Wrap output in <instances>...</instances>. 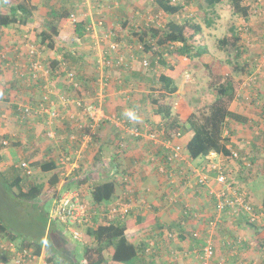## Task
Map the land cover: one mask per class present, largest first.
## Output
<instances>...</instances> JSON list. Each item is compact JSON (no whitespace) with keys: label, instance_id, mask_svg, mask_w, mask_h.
<instances>
[{"label":"rangeland","instance_id":"obj_1","mask_svg":"<svg viewBox=\"0 0 264 264\" xmlns=\"http://www.w3.org/2000/svg\"><path fill=\"white\" fill-rule=\"evenodd\" d=\"M28 1L31 4L36 5L40 10L39 16H30L31 18L29 21L24 24L25 26L29 27L30 30L33 28L35 31H40V29L45 26L49 12L51 10L58 12L63 8H68V10L75 15L77 20L84 19L86 14H91L93 17L95 16V18L102 20L103 23L101 26H99V28H101L98 29L99 32H101L100 36L103 38L102 42L109 43L115 42L117 40L120 44V49L118 50V54H120L119 57L121 58L120 60H125L124 62L122 61L124 63L122 65L114 63L113 68H103L105 76H112V74H117L118 72H120L121 76L122 74L127 76L128 70H131L132 72L141 73L143 76H145V78L150 77L152 70L149 67V64L147 66L143 65V60H147V62L150 61L149 54H147L145 51L143 52L136 49L138 46L136 47V41L135 39H132L130 34L131 26L136 28L138 26L141 27L143 24L157 25L156 22H152V20H158L159 24L162 25L167 19L173 18L177 21H182L186 18H192L194 21L201 23V37L204 46H206V52L201 57H194L192 59H186L184 57L178 62L174 63L170 57L167 56V61L169 60V64L173 65L172 69L170 70L166 67H160V70L157 71L159 72L162 70L164 72H171L176 74V78H179L177 81L179 87L178 91L180 90L182 93L180 95L174 93L173 97L171 96V101L173 106L172 113L178 115L181 118L187 115L188 109H191L192 107L200 108L201 98H208L211 95H215V91H213V89L207 84V80L211 72L216 74H229L233 78L243 80H241V88L239 89L237 95L233 97V99L226 101V106L245 114L249 123H233V125L231 124V129L230 125H226L224 132H228V129L232 131V137L229 145L239 154L240 157L245 158V162L249 165L243 167L241 162L229 160L224 155L222 157L218 155L215 158V162L219 163L223 169L227 166L225 170L229 169L231 173L230 177L232 178L231 180L234 182L236 187L243 191L245 195L248 194V192L250 193L251 198H249L253 211L251 215L256 216L255 214H258L259 216H257L256 220L257 226L264 225V210L262 209L261 205L262 194L264 191V133H262V131H264V0H246L245 2L249 6L247 17H243L235 13L230 5L229 0H223L222 2L216 4L214 8L210 9H208L206 6H199L201 3H203L202 0H180L184 3L183 8L178 14L170 16L159 8L155 0ZM6 7H9V4L6 2V0H0V11L4 10ZM206 18H210L212 20L210 26L205 25L204 19ZM16 25L11 24L7 27V29H11L10 32H12V30H16ZM231 26H234L238 30L240 36V41L238 42V51L240 52L237 55V50L235 48L228 47V51L226 52L225 50H222L220 47H218L217 44L218 38H221L225 34H230L229 29ZM70 27H74L71 22ZM108 32H115L116 36H112L110 39ZM5 33L9 36V32H6L5 29L0 30V53L4 54L3 58L0 55V62H3L2 68H0V75L3 76L2 74L6 73L7 75L11 74L14 77L15 72H17L16 68H10V64H6L8 62L7 57L12 56V54H9L10 51H14L13 47L5 44L7 39ZM36 38L37 39L35 42L39 40L38 36H36ZM69 38L70 36H68L67 41ZM81 39L82 38H80L79 43L82 42ZM6 48L8 50H6ZM41 51L46 50L42 49ZM44 53L42 55L39 54V61L43 66L42 70L39 71L37 76H35L36 78H45L48 75L47 73L43 72L44 69L50 67V63H48L47 60L43 58L45 56ZM108 53L111 54V57L113 56V53L110 51ZM128 56L130 59L127 58ZM132 60V63H134L132 68L125 69L126 65H128ZM7 70H10L11 73H9ZM73 70L76 71L74 68ZM55 74L62 75L57 76L58 78H51L48 76L47 78H49V80L43 79V82L39 85L41 91H43V86H45L44 90L47 91L54 89V86L52 87L53 83L51 80H53L54 83L55 81L61 84L65 83L64 72L61 73V71H59ZM152 74L154 75V72H152ZM46 81L47 83H45ZM136 87H139V85L137 84ZM3 88L6 89L7 85H4ZM55 89L58 91L61 90L60 92H62L61 86H55ZM5 91L0 87L1 110L5 108L4 104L8 105L7 100L3 98L6 96ZM87 91H90V89L87 88ZM136 92L142 93L144 96L145 102L143 104V113L149 115L148 119L150 118L151 114H153L154 117H159L158 115H155V113L150 112L148 109V106H154L152 105L150 99L148 100L146 98L145 94L146 92L149 94L153 92V90L150 87H141V90H136ZM42 113L45 118H47L46 113L43 111ZM144 116L145 115H143V117ZM30 117L31 111L28 114L18 115L16 118L18 122L24 123L27 120H30ZM143 117L141 122H144ZM151 120H153V118H151L149 121ZM157 121H159V119ZM16 124L17 123L14 121L10 122L8 126H11V131L16 130ZM188 134H190L189 131H184L182 134L183 138L185 139V136ZM40 141L41 140H38L36 142L40 144ZM15 142V140L9 139L7 145H4L0 140V216L3 219L7 229L16 236V243L20 242L22 239L37 241L43 237L44 233L48 236L50 241L55 235L52 232V225L54 224V221L48 216L52 208L51 200L47 199L49 197V192L46 189L48 188L44 187L42 192L38 194L37 198L28 201L26 197L17 195V192H19L18 189H8L6 187V183L13 178L15 173L23 172L21 168L16 167L15 165L18 164L22 159H25V161L29 160L30 163L32 158H38L40 148L43 150L45 145L40 144V148H31L28 146L16 147L14 145ZM151 145H153V143ZM156 145L159 144H155L154 146ZM10 147H12V149L18 148L17 153H13V157L7 154V150ZM202 157L204 158V156ZM159 166H162L164 171H161ZM186 166L187 165L183 167L184 170H186ZM30 168L34 171L33 165ZM165 170L166 167L163 164H156L155 171L159 174V177L153 178L152 183L158 184L160 180L162 181V178L164 180L168 179L169 181L173 180L174 182L177 180V178H181L179 174H175L174 172H171V175L166 174ZM34 172L31 174H23L24 180L20 184L22 191L27 190L29 185L33 182L41 181L45 184L44 178L40 176L38 172ZM160 177L161 179H159ZM166 187L169 190L172 189L168 186H165L163 189L165 190ZM195 187H197V185L193 186V188ZM193 188L188 189L193 190ZM168 189H166V191H169ZM143 190L146 191V188L144 187ZM167 196H169V193ZM133 198L135 203H141L143 205V208L141 209L139 207V209H132L133 216L135 214L138 220L139 217L143 216V211L145 212L144 205L148 204L146 201L143 202L142 200L145 198L138 196L136 192H134ZM166 200L168 202L167 197ZM173 202L174 201H171V203L168 202L170 205L167 207L176 206L181 211L182 215L184 214L185 210H189L190 214L186 213L184 216L187 219L193 220L189 222L195 221V223H197L196 221L201 217L199 210H204L207 212V214H210L209 216L205 217V219H203L204 223L206 222L207 224L208 220L211 219V215L215 217L214 220H217L216 223H214V220L209 222L208 227H204L203 225L202 227L199 225H184V228L182 229L181 226L175 225L173 229L170 230L171 232L168 233L170 234L168 239L171 240L173 238L171 241L174 240L172 243L173 245H176L177 243L182 245L184 242L186 247L189 246L185 251H190V245L192 244H195L197 248L198 244L195 239L196 236L193 235V232H197L198 236L204 237V239L201 240V243L204 242L205 239H210L212 245H214V242L216 245H221V249L217 251V255L219 257L216 258V260L220 261L221 263L224 262V259L227 257V255L231 253L234 255L232 256V259L229 260V264H264V245L261 244V242L264 241V229L260 233L256 234L255 232L254 234L253 231L249 230L250 227H248L245 222H243L242 216H233L228 214L224 216L218 213L215 210L214 200H209V209H207L206 204L200 202L197 204V200L195 199L192 204L189 203L190 201H184V203H181V201ZM187 202L189 204H186ZM150 207L151 206L148 205L146 211H148ZM224 218L225 221L227 220L231 222L234 220L233 222L236 221L238 224V228L236 230L238 232H236L234 236L236 238L239 237V241L237 242V239L230 237L231 240H233L231 245L234 247L231 245H224L223 242L226 241L225 238L227 236H223V234L219 233L221 231L224 232L225 230V228H222V226L225 224ZM230 222L228 223L230 224ZM136 230L138 231L137 228ZM62 233L64 235V241L61 245L60 242L63 239L61 237L57 239V243H43V246L41 247L43 248V251L40 249V252L42 251L44 257L46 256L44 259L47 261V263L49 262L48 259L50 261L52 260V247L55 248V250L53 248L52 250L56 254H62L63 252H66L68 254L71 253V255L72 248L76 247L75 252L77 254V260L79 263H81L79 259V253H82L84 243L81 244V242L72 239V236L70 234L68 235L66 230H63ZM0 238L5 240L2 237ZM235 241L237 242L238 247H235ZM246 242L248 247L244 249L241 245ZM235 252H237L235 257L236 259H234ZM179 256L180 253H176L177 258H174L173 256H163L162 258H159L160 256L158 252H153L151 263H147V261L144 259H139L137 264H167L168 260L172 261L171 264H177L183 261L179 259ZM67 258L72 260L73 257L70 256ZM55 259L58 261V263H60V261L63 262V260L59 259V257H56ZM192 259L196 261V258L193 255L188 258V260L191 264H196Z\"/></svg>","mask_w":264,"mask_h":264},{"label":"crops","instance_id":"obj_2","mask_svg":"<svg viewBox=\"0 0 264 264\" xmlns=\"http://www.w3.org/2000/svg\"><path fill=\"white\" fill-rule=\"evenodd\" d=\"M8 10L9 7H6L0 12L5 13L8 12ZM30 18V16L27 17L25 23L29 21ZM95 19V16L93 17L91 14H86L84 19L81 20H85L86 26L91 24L92 27L89 31L84 32L82 36H78L74 27H70V22L67 18L64 22V28L61 29L59 35L53 37L54 41L51 45L41 43L40 39L35 42L37 39L36 36H38L44 27L41 28L40 31H35L33 28L30 30L29 27L23 24L15 23V25L17 24L15 26L16 30L14 29L10 32L11 29H7L9 25L0 26V30L5 29L6 32H9V36L5 33L7 37L5 44L13 47L14 51H10L9 54H12V56L7 57L8 62L6 64H10V68L14 67L17 70L14 77L6 73L2 74L3 76L0 75V87L4 91L6 90V96L3 98L7 100L8 104H4L5 108L3 110L0 108V140L1 142L3 140L9 141V139L15 140L16 142L14 145L16 147L28 146L31 148H40V144L45 145L43 150L40 148L38 158L34 157L30 163L29 160L26 162L30 167L33 165L34 171L36 168L35 172H38L40 176L44 178L45 187L48 188L46 190L49 192V197L47 199H50L52 203L53 192L61 187L79 189L83 199L90 203L92 200V185L95 181L99 182L103 179L109 180L115 178L117 183L120 184L119 179L123 175H128L132 182V195L136 192L138 196L145 198L143 202L146 201L149 206L153 205L150 209L153 213H156L158 218V225L155 231L151 234L150 232L148 233L149 237L152 235L149 239V244L152 245L154 242L160 256L159 258L163 256H173L177 258L176 253H180L179 259L183 260L184 263L181 261L177 264H191L188 258L192 255L189 251H185L189 246L186 247L184 242L182 245L179 243L173 245L172 243L174 240L171 241L173 238L171 240L166 239L165 234L167 236V234L171 232L168 226L172 229L175 225L181 226L182 229L184 225H199L200 227L203 225L207 227L203 219L210 214H207L204 210H199L201 217L196 221L197 223H195V221L189 222L193 220L183 217L181 211L176 206L167 207L170 205L169 198L173 197L175 199L177 194L178 201H181V203L190 201L189 203L192 204L195 199L197 200V204L198 202L206 204L207 209H209V200L215 197L212 192L216 191L218 193L221 188L220 184L215 181L212 172L206 171V184L204 186L197 185V187L193 188L196 184H193L191 180L195 176L192 174L186 176V174L193 170H205L207 165L204 166V163L207 162V160L203 157H198L194 160L188 158L185 144L190 134L185 136V139L182 135L172 139L173 143H179L182 146L184 159H188L187 163L177 159L173 163H168L166 167V174L171 175V172H174L175 174H179L181 178H177L175 182L162 178V181L160 180L158 184L152 183L153 178L159 177L155 169L156 164L160 162V155L157 156L155 154L157 148L151 145L152 141L147 134L151 132L148 128H154V122L157 123L159 117H154V115L151 114L148 119L149 115L143 113L144 96L142 93L136 92V90H141V87H150L152 89L153 86H157L158 78H145L141 73L132 72L131 70H128L127 76H124L125 74L121 76L120 72L112 74V76H105L103 68H113L114 63L118 61H120V63L117 64L122 65L125 60L112 59L108 60V62L105 61L104 52L108 44L102 42L103 38L100 36L101 32L98 30L101 27L99 28V26L95 24ZM68 36H70V38L67 41ZM80 38H82V42L79 43ZM42 49L46 51H41ZM6 50L8 49L6 48ZM30 51L35 52V57L38 61L39 54L42 55L45 52V56L42 57L50 63V66L60 67L61 70L66 68L64 70V77H66V71H71L73 68L76 69V71L73 70L74 73L79 74V78H75V75L71 80L64 78L65 83L62 84L56 81L54 83V81L51 80L54 89L51 91L48 89L49 104L47 105L58 112V116L52 123H49V118L47 116V118H45L42 111H40L39 103L44 91H41L39 85L43 82V79L49 80V78H47L48 76L51 78L58 77L54 75L56 72H51L49 74L47 71H44V73L48 74L45 78H36L35 76L38 74H34L29 69V64H31V58L29 56ZM127 58H129V56ZM132 62L133 60L126 65L125 69L132 68L134 65ZM2 63L3 62H0V68H2ZM7 71L11 73L10 70ZM168 73L174 76V80L178 85L177 81L179 78H176V74L171 72ZM45 83H47V81ZM77 83L80 84L78 88H75L78 89V92L77 90L74 91L71 85H76ZM137 84L139 87H136ZM4 85H7L6 89L3 88ZM55 86H61L62 92H60L61 90L58 91L55 89ZM87 88H89L90 91H87ZM92 89L93 91H91ZM178 89L175 93L180 95L182 92L180 90L178 91ZM155 94L156 93H154V95ZM145 95L149 100L150 98L147 92ZM77 98L83 99L85 104L93 102L95 104L96 101L95 105L98 107V110L102 111L105 117L107 116L109 119H103L102 121L92 123L83 109L81 111L77 110V107L74 105V101ZM23 103L32 104V106L30 105L31 117L30 120L20 123L17 121L16 117L19 115L18 106ZM148 109L150 112L154 113V107L148 106ZM129 112L133 114L134 118L128 115ZM143 115L146 117H143ZM142 117L145 119H143L144 122H141ZM151 118H153V120L149 121ZM12 121L17 123L16 130L14 131H11V126H8ZM134 128L139 129L142 133L139 135L133 134ZM47 132H51L52 136H47ZM152 132L157 133L161 131ZM38 140H41L39 142L40 144L36 142ZM17 151L18 148L12 149V147H10L7 150V154L13 157V153H17ZM63 153H67L71 156V161L69 164L65 165V169L58 167L56 163ZM49 160L54 164L52 169L47 172L42 171L39 166L41 163ZM20 161H25V159ZM185 165H187L186 170L183 169ZM181 169L183 170L181 171ZM31 171L34 172L33 169ZM18 174L24 176V171ZM159 179H161V177ZM165 186L172 189L169 190L166 187V189L169 190L166 191V189H163ZM117 187L120 192V185ZM144 187L146 191L143 190ZM188 188H193V190ZM168 193L169 196H167ZM248 194L250 196L249 192ZM119 196H121L120 193ZM119 196L117 198L113 196L114 198H112V201L117 200ZM188 202L186 204H189ZM131 205L133 209H137L138 207L140 209L143 208L141 203H135V201H132ZM148 205H144L145 212L143 211V216H147L151 212L150 209L146 211ZM156 208L157 210L153 211ZM134 217V219H137L135 214ZM233 221L230 222L226 220L224 226H222V228H225L224 232L221 231L219 233L223 234V236H227L238 232L236 231L238 224L236 221ZM228 222H230V224ZM52 227V232L55 235L54 238L49 241L48 236L44 233L43 237L40 238L42 246L43 243H57L59 237H64L62 233L63 230H66L68 235L70 234L64 225L56 223L53 224ZM136 228L137 226H133L126 231L132 234L130 238L128 237L129 240L140 233ZM63 241L64 238L60 242V245ZM214 246V257L216 259L219 257L217 251L221 249V245H216L214 242ZM52 248L55 250L54 247ZM52 248V260L50 261L52 264H79L75 252L76 247L72 248V255L66 252L56 254L53 252ZM41 249L43 250V248ZM233 255L234 254L231 253L228 254L224 262L226 264L230 262L229 260L232 259ZM70 256L73 257L72 260L67 258ZM56 257L62 259L63 262L60 261V263H58L55 259ZM79 259L81 263H84L85 260L82 259V257ZM217 262L221 263L220 261ZM224 262L221 264H225ZM104 263L111 264L112 262L107 259ZM171 263L172 261L168 260L167 264ZM8 264H11V262Z\"/></svg>","mask_w":264,"mask_h":264},{"label":"trees","instance_id":"obj_3","mask_svg":"<svg viewBox=\"0 0 264 264\" xmlns=\"http://www.w3.org/2000/svg\"><path fill=\"white\" fill-rule=\"evenodd\" d=\"M200 7H207L208 9L214 8L216 4L222 2L223 0H202ZM246 0H229L230 5L233 11L243 17H247L249 12V6L245 2ZM9 4L8 12L1 13L0 12V26H8L10 24H25L26 18L29 16H39L40 10L39 8L31 4L28 0H6ZM159 8L166 14L174 15L178 14L179 11L183 8V2L180 0H175L171 2V0H155ZM200 2V1H199ZM198 2V3H199ZM71 12L68 8H63L61 11L51 10L47 15L48 18L46 19V23L44 28L38 34V37L41 43H46L47 45H51L54 39L53 37L59 35V32L62 28H64V22L68 18ZM205 14V13H204ZM23 17V18H21ZM211 19L206 18L204 19V23L206 26L211 25ZM86 22L85 20H78L75 23L74 30L78 36H82L84 32H86ZM130 34L132 39L136 41V49L139 51H145L149 54L150 61L148 62L149 67L151 68V75L148 78H158L157 86H153V92L149 93L148 96L152 105L154 106V113L159 116V121L154 123V128H148L149 131H157L160 130L161 132H157V135L162 140L168 139L172 140L175 137H180L184 131L190 132V137L185 144L186 154L190 159H197L198 157L205 156L210 152H215L219 154V156H226L229 160L241 162L242 166H248L249 164L245 162V158L239 156V154L234 151L229 143L232 137V131L228 129V132L225 131V126L230 125L233 123L244 124L249 123L248 118L245 114L240 113L236 110L228 108L226 106V101H229L235 97L241 87V80L233 78L229 74H216L214 72H209V78L207 80V84L210 88L215 91V95H211L208 98H201L200 101V108L188 109L187 115L183 118L179 117L172 113V101L171 96L177 91L178 85L174 80V76L169 74L168 72L164 71H157L160 70V67H166L167 69H172L173 65L169 64V60L167 61V56L174 62H178L182 58L192 59L194 57H201L206 52V46L202 42V25L201 23L194 21L192 18H186L182 21H177L173 19H167L162 25H145L143 24L141 27H130ZM230 34H225L221 38H218L217 44L222 50L228 51V47L235 48L236 55L240 52L239 44L240 36L238 30L231 26ZM115 37L116 34H111L109 38ZM34 40V39H33ZM116 42H118L116 40ZM119 43V42H118ZM107 49L104 52V59L107 62L109 59H118L119 55L118 51L114 52L109 49V43ZM120 45V44H119ZM120 49V48H119ZM118 49V50H119ZM113 53L111 57L110 53ZM106 66V65H105ZM108 67V66H106ZM47 73H51L55 71L56 73L64 70H61L60 67H55L51 65L50 67L46 68ZM63 69V68H62ZM70 69V68H68ZM67 69V70H68ZM41 71V70H39ZM37 71V74L39 73ZM73 76L75 78H79L78 73H74L71 70ZM157 71V72H156ZM44 72V71H43ZM67 72V71H66ZM154 72V75L152 74ZM56 76L62 74H55ZM68 79V78H67ZM243 81V80H242ZM78 82V80H77ZM72 85V89L74 91L78 89L79 83L76 85ZM70 85V86H71ZM44 93L48 91L44 90ZM71 89V91H72ZM93 91V89L91 90ZM76 92V93H77ZM43 93V94H44ZM73 93V94H76ZM154 93H156L154 95ZM43 94L41 96L40 103H43V106H48V101L45 102L43 100ZM49 98V97H48ZM93 102V101H91ZM39 103V104H40ZM79 103V104H77ZM94 103V102H93ZM96 104V101H95ZM74 105L77 107L78 111H81L84 108V100L77 98L74 101ZM49 118V115L46 114ZM55 118L52 120V122ZM227 131V130H226ZM225 133V134H224ZM264 133V131H262ZM8 142V141H7ZM153 143V142H152ZM3 144V143H2ZM15 144V143H14ZM7 145V144H6ZM154 145V144H153ZM155 154L159 156V163L164 164L165 167L168 166V163L171 162L167 160V157L172 154L169 148L165 147L164 145H156ZM234 152L236 156H234ZM162 153V154H161ZM65 154V153H63ZM67 154V153H66ZM184 155V154H183ZM1 159V156H0ZM163 160V161H162ZM184 163H187L186 159H183ZM58 164V160L56 162ZM173 163V162H172ZM53 162L51 160L47 162L41 163L39 166L42 171H48L52 169ZM207 165V162L204 163V166ZM58 167H60L58 165ZM227 167V166H226ZM225 167V168H226ZM223 169L225 174L228 176L229 179L231 173L228 170ZM170 169V168H169ZM205 172L207 176V172H212L215 175L213 170H207V167L204 169H199ZM231 170V169H230ZM182 171V170H181ZM194 171V170H193ZM167 172V169H166ZM25 173V172H24ZM189 174L194 175L192 172H188L186 176ZM207 179V177H206ZM24 177L21 174L15 173L13 178L6 183V187L8 189L16 188L19 192L17 195H22L27 198L28 201L37 198L38 194L42 192L45 187L43 182H33L29 185L28 189L22 191L20 188V184L23 182ZM193 180V178H192ZM120 184L117 183L115 178H111L109 180H101L99 182H94L93 189L91 192L92 195V205L94 207L100 206V204L109 205L112 201L113 196L117 198L120 195H123L124 192L128 194L126 188L131 187V180L128 175H123L120 179ZM206 184V181H205ZM204 184V185H205ZM121 187L120 192L117 186ZM199 185V186H204ZM233 187L236 189L235 191L241 193L240 189L236 187L234 182L232 181ZM221 187V185H220ZM215 197L212 200L215 201V210L222 214V215H235V216H242L243 222L250 227L249 230L253 231L254 234L256 232L260 233L264 229V225L257 226V216L258 214L251 215L245 211H243L242 206L238 205L236 209H233L231 206L227 205L225 202H219L223 198L219 199L216 195V191L212 192ZM118 194V195H116ZM232 194L229 193L228 196ZM250 196L248 194L245 195V200L250 202ZM121 196H119V199ZM130 201V200H129ZM174 202L178 201V198L172 200ZM173 202V203H174ZM171 203V201H170ZM252 203V202H251ZM253 204V203H252ZM262 209L264 210V191L262 194ZM151 208L153 205H150ZM159 207V206H158ZM132 209H130V213L127 217L123 219H114L109 220L106 222H101L96 225L87 226L83 233V248L80 257L84 259V263L79 264H101L104 263L107 259L111 260L113 264H137L139 259H144L147 263H151V258L153 256V252L157 253V248L155 244L150 245L148 233L150 234L155 231L157 227L158 218L156 213H153L152 210L149 215H144L139 217L138 220L134 219L135 217L132 216ZM157 208L153 211H156ZM262 212V211H261ZM189 213V210H185L183 217L185 214ZM259 218V217H258ZM215 217L211 215V219L207 222V227L209 226V222L213 221ZM217 219V218H216ZM137 222V223H136ZM217 220H214L216 223ZM137 226L140 233L137 236H134L133 239L129 240L132 234L126 232L130 227ZM255 228V229H254ZM168 229H171L168 226ZM197 232H193V235ZM195 236V235H194ZM198 236V235H197ZM195 237L198 247L196 248L195 244L190 245L191 250L189 253L196 258V255L192 253L193 249L200 248L204 242L201 243V240L204 237L198 236ZM229 236V237H228ZM0 237L5 239L6 241L12 240L16 242V236L10 232L6 225L3 222V219L0 216ZM129 237V238H128ZM167 240L170 237V234H165ZM182 237V236H181ZM237 239L239 241V237L236 238L234 234L227 235L225 238L226 241L223 242L224 245H231L233 240L231 238ZM41 239L37 241H29L26 239H22L17 244L22 245L24 247H33L36 253H39L40 248L42 246ZM206 240V239H205ZM195 241V243H196ZM204 241V240H203ZM224 241V240H223ZM261 241V240H260ZM235 241V247H238V244ZM248 242V241H247ZM247 242L243 243L241 246L246 249ZM264 245V241L261 242ZM232 246V245H231ZM215 246L212 245V255H211V262L213 264H221L218 263L214 257L215 253ZM234 247V246H232ZM203 251L198 250V254L201 256ZM237 252H235L234 259H236ZM264 255V253H263ZM151 257V258H150ZM49 264L51 263L50 260ZM196 264H201V260L196 258Z\"/></svg>","mask_w":264,"mask_h":264},{"label":"built area","instance_id":"obj_4","mask_svg":"<svg viewBox=\"0 0 264 264\" xmlns=\"http://www.w3.org/2000/svg\"><path fill=\"white\" fill-rule=\"evenodd\" d=\"M175 0H171L174 2ZM156 19V17H155ZM68 21H70L74 26L75 23L78 21L73 13H70L68 16ZM95 24L97 26L102 25V20L95 19ZM152 22H156L157 25H160L158 20H152ZM95 25V26H96ZM147 25V24H146ZM149 25V24H148ZM91 24L85 27L86 31L91 29ZM115 34V32H108V35ZM109 49L111 51L117 52L119 49L118 42H109ZM1 57L3 58L4 54L0 53ZM29 56L31 58V64H29V69L36 74L37 71L42 70V64L38 61L35 57V52L30 51ZM35 57V58H34ZM118 59H121L120 57ZM110 60V59H109ZM108 62V61H107ZM117 63H120L118 61ZM143 65L147 66V60H143ZM44 71H47L44 69ZM68 80L73 78L72 71L66 72V77ZM74 85V84H73ZM47 91V90H46ZM49 92V91H48ZM47 93L43 94V100L48 101ZM66 101V100H65ZM43 103H40V111H44L49 115V123H52V120L58 116L57 110L54 108H50L48 106H43ZM79 104V103H77ZM32 104L23 103L18 106L19 115L28 114L31 111ZM84 112L88 115L89 119L93 122H99L103 119H109L107 116L102 113V111L98 110V107L94 103H86L83 108ZM142 132L134 128L133 134L139 135ZM148 137L151 139L153 144H160L164 145L165 147L169 148L172 151V154L167 157L171 163L175 160H183V148L179 143H173L172 140H162L160 139L155 132H149ZM47 136H52L51 132H47ZM2 143L6 145L8 142L3 140ZM236 156V153L233 154ZM217 154L215 152H210L209 154L205 155L204 158L207 160L208 166L207 170H213L215 172V180L217 183L221 185L220 190L218 193L216 192L217 197L219 199L223 198L219 202H225L227 205L231 206L233 209H236L238 205L242 206L243 211L251 214L252 206L250 202L245 200L244 192L238 193L236 192L235 188L232 185V180L228 178V176L223 171V168L220 166L219 163L215 162V158ZM71 161V156L68 154H61L58 158V165L61 168L65 169V165L69 164ZM162 164V163H160ZM164 165V164H163ZM23 169L26 174H30L32 171L30 170V166L26 161H20L18 164L15 165ZM160 170L162 171V166H159ZM164 171V170H163ZM166 171V170H165ZM194 173L192 183L196 185H204L206 181L205 172L202 170L192 171ZM128 194L124 192L121 195V198L110 202L109 205L100 204V206L94 207L92 205V201L89 203L85 199H83L81 192L77 188H68V187H61L53 192V203L52 208L48 214L49 218L52 219L54 224L58 223L61 225L66 226L72 239L79 241L83 244V233L87 226L96 225L101 222H106L109 220L114 219H123L127 217L130 213V209L132 208L131 202L134 201L132 192L133 188L128 187L126 188ZM231 193V196L228 194ZM130 200V201H129ZM174 200L173 197L169 198V201ZM143 201V200H142ZM195 236L198 233L194 234ZM41 249V248H40ZM42 250V249H41ZM198 250L203 251L202 255L198 254ZM43 251V250H42ZM36 253L33 247H24L22 245H18L16 242L9 240H2L0 238V264H48L47 261L44 259L43 252ZM212 243L210 239H206L203 245L198 249H193L192 253L196 255L198 260H201V264H213L210 260L212 255Z\"/></svg>","mask_w":264,"mask_h":264},{"label":"clouds","instance_id":"obj_5","mask_svg":"<svg viewBox=\"0 0 264 264\" xmlns=\"http://www.w3.org/2000/svg\"><path fill=\"white\" fill-rule=\"evenodd\" d=\"M128 115L130 116V117H132V118H134V116H133V114L131 113V112H129L128 113ZM217 154V153H216ZM219 154H217V156H218ZM82 244V243H81ZM42 247V246H41Z\"/></svg>","mask_w":264,"mask_h":264}]
</instances>
